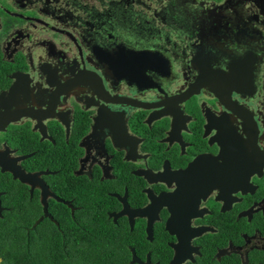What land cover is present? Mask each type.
Returning <instances> with one entry per match:
<instances>
[{
  "label": "flooded vegetation",
  "instance_id": "obj_1",
  "mask_svg": "<svg viewBox=\"0 0 264 264\" xmlns=\"http://www.w3.org/2000/svg\"><path fill=\"white\" fill-rule=\"evenodd\" d=\"M0 264H264V0H0Z\"/></svg>",
  "mask_w": 264,
  "mask_h": 264
},
{
  "label": "water",
  "instance_id": "obj_2",
  "mask_svg": "<svg viewBox=\"0 0 264 264\" xmlns=\"http://www.w3.org/2000/svg\"><path fill=\"white\" fill-rule=\"evenodd\" d=\"M79 74L81 75V78H82V76H83V82H84V85H87L88 83H89V81H91L90 80V78L88 77V76H91V75H89L88 73H81L80 71H79ZM98 95V102L99 103H101V102H103V103H106L104 100H106L102 95H100V94H97ZM102 99H101V98ZM104 99V100H103ZM98 115H100V112H99V110H98Z\"/></svg>",
  "mask_w": 264,
  "mask_h": 264
}]
</instances>
